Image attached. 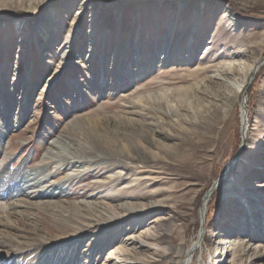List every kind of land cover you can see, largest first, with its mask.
Masks as SVG:
<instances>
[{
  "label": "rangeland",
  "instance_id": "obj_1",
  "mask_svg": "<svg viewBox=\"0 0 264 264\" xmlns=\"http://www.w3.org/2000/svg\"><path fill=\"white\" fill-rule=\"evenodd\" d=\"M0 7V86L4 85L0 95L10 88L13 98L6 103L0 99V104L5 106V112L20 114L21 119L2 139L7 142L12 137L20 146L13 154V162L30 155L28 167H35L41 157L42 141L49 136L48 132L62 129L76 115H119L133 109V105L122 102L126 94L138 92L159 97V93L171 87L192 84L190 75L202 67L208 69L206 74L223 81L226 77L219 76L212 66H222L234 58L247 70L251 61L263 55L258 71L248 79L246 95L230 97L224 108L219 104L208 115H196L197 120L190 118L195 114L188 109L187 119L193 124L172 129L175 136L159 150L162 159H153L146 153V159L137 156L138 159L127 163L133 167L147 164L151 171L160 169L164 172L163 180H143L140 185L133 183L125 188L129 180L109 182L108 175L118 170L110 168L98 175L91 174L90 178L82 177L83 173L71 180L62 197L73 202L97 199L115 207L126 202L125 194H169L163 211L155 208L141 222L125 223L127 229L118 238L107 240L102 248H94L95 243L84 238L82 246L74 251L77 264H86L88 260L91 264H114L109 250L122 243L126 232L142 231L155 220L161 245L169 243L165 227L171 222L172 243L190 246L204 223L199 209L210 192L206 241L211 238L216 250L210 253L207 243L203 244L190 264L213 259L216 264H229L230 257L219 243L222 232L251 225L252 219L243 216L250 203L252 208L258 204L264 207V202L260 203L264 192L249 188L264 184V0H0ZM142 61L146 62L143 70ZM204 74L200 73L199 79ZM241 75V71L233 72L227 76V82L237 86ZM184 98L183 94H174L172 101ZM243 104L248 110L245 128L242 120L247 113L240 110ZM153 108L157 109L156 105ZM169 114L171 119L176 118L174 113ZM139 118L134 116L130 120L133 124L121 120L117 127H124L127 135L142 132L151 139L147 127H141L137 121ZM164 133L170 134L166 129ZM21 139L29 140L26 146ZM126 171L122 169L123 173ZM68 172L67 169L55 180ZM135 173L132 168L128 177H137L132 175ZM228 177L234 188L245 193L244 198L235 193L224 195L223 188L230 184ZM94 180L105 182L106 188L113 185L111 202L103 199L106 188L92 186ZM116 194L120 196L115 197ZM158 198L165 195L161 193L155 199ZM31 210L30 215L43 216L49 226L48 216L41 215L37 208ZM254 223L251 226L255 232L263 231L256 220ZM74 226L75 229L79 225ZM233 240L231 237L227 246ZM88 245L94 248L92 258L81 252ZM151 251L159 260L154 264H164L155 247L150 255ZM145 252L148 251L140 254L138 260L148 259L142 257ZM55 258L56 251L42 262L53 264Z\"/></svg>",
  "mask_w": 264,
  "mask_h": 264
},
{
  "label": "bare ground",
  "instance_id": "obj_2",
  "mask_svg": "<svg viewBox=\"0 0 264 264\" xmlns=\"http://www.w3.org/2000/svg\"><path fill=\"white\" fill-rule=\"evenodd\" d=\"M235 53L233 52L232 55L236 56ZM262 57L263 55L251 61V66L247 70V67L241 68V65L234 58L222 66H212L215 67L214 71L219 76L226 77L223 81L220 78L218 79L217 76L211 77L206 74L208 69L202 67L195 70L196 72L193 75H190L192 84L184 88L171 87L159 93V97L153 96V94L148 96L138 95V92L126 94L123 96L122 102L125 105H133V109L119 115L112 116L102 113L103 115L95 117L71 116L73 117L72 120L68 121L64 127L62 126V129H52L48 132L49 136L42 141V155L36 162L35 167L27 166L30 155L13 162L15 159L13 154L20 146L15 144L17 141L14 142L12 137H9L10 139L7 142L3 141L2 138L5 133H9L11 126L21 123L20 114H9V110L5 112V106L0 104V264H45L42 260L48 258L55 251L56 258L53 264H77L78 260L74 255V251L82 246L84 238H86V241L88 239L90 244L95 243L94 248H102L107 240L118 238L121 231L127 229L123 226L125 223L130 225L133 222H141L142 217L155 208L163 211V208L167 206L166 203H168L166 195H169L164 191H149L147 194L133 193L127 196L125 194L123 200L125 199L126 202H118L119 204L115 207L106 206L105 203H100L97 199H95L96 201L84 199L73 202L69 199H62V197L67 194L65 188L71 180L79 178L83 173L82 177L89 176L90 178L91 174L98 175L103 170L106 172L110 168L118 167V170L108 175L109 182L129 180L130 183L125 188L127 186L129 188L133 183L140 185L143 180H163L164 172L160 169L159 171H151L150 168L147 169L149 167L147 164L133 167L127 163H131L138 157L143 160L146 159L148 157V155H145L146 153L153 159H162L159 150L168 145L166 140H170L175 136L172 129L174 130L177 127L179 129L188 128V125L193 124L191 120L187 119V117H190L186 112L188 109L195 114L193 116L191 114L192 117L190 118L197 120L196 115L198 117L203 116L204 113L208 115L209 111L214 110L219 104L223 105L224 108V105L230 101V97L246 95L248 79L258 71ZM145 61H142V68L139 65L141 70L146 65ZM238 71H241L242 74V79L238 85L235 86L230 81L227 82V76ZM203 72L205 74L199 79V74ZM2 87L4 85L1 84L0 88ZM232 89H235V91H232ZM8 91L2 90L0 99L3 103L6 100L8 102L13 100L11 97L12 90L9 88ZM174 94H177L178 97L183 94L185 98L179 101L176 100L173 103L172 97ZM155 105L157 109L153 108ZM123 110L125 109L123 108ZM240 110L243 114L247 113L242 120L245 128L248 124L246 121L248 117L246 105H240ZM169 113H174L176 118L171 119ZM134 116L140 117L137 121L141 127H147L151 133V139L141 135L142 132L133 136L127 135L124 127H117L121 120L133 124L130 120H134ZM224 116L222 117L224 118ZM165 129L170 134H165ZM221 132L217 135L216 140L219 139ZM245 136L247 138V133H245ZM245 136L243 134V138ZM145 139L149 140L148 145L145 144ZM27 141L29 140H20L25 144L24 146H26ZM236 152V155L240 154V150ZM123 168L127 169L124 173L122 172ZM132 168L136 169V173L132 175L134 177L137 175V177L131 179L128 175ZM67 169L69 170L68 173L55 180L57 176L64 174ZM88 169H92L89 171V175H87ZM104 183L94 180L92 186L106 188ZM228 183L230 184L223 188L224 195L235 193V196L244 198L245 193L242 190L240 191V188H234L230 178ZM214 187L215 185L213 189ZM249 188L264 192V184ZM112 190L113 185L106 188L104 201H112L114 198ZM161 193L165 195V198L156 200L155 198ZM85 196L91 198L90 195L86 194ZM118 196L120 194L115 195V197ZM210 197L211 193L208 192L203 199L199 216L204 220V223H202V228H200L190 246L185 248L181 244L174 245L172 243L170 233L173 227L171 222L165 227V237L169 243L161 245L157 241L159 234L155 229V225H157L155 220L153 225H148L142 231L126 232L127 234L124 236L122 243H118L109 250V254L115 258L114 264L117 261L126 264H146L145 262L154 264L159 260L155 258L154 251H151V255L149 254L153 247H155V251H158V257L164 264H190L194 253L205 243H207L206 247H208L210 253L215 251L216 243L214 244L211 238L206 241L207 228L205 227V221ZM38 200L41 202L37 203ZM139 201H145V203H139ZM263 202L264 200H261L260 203ZM36 208L41 212H39L41 215L44 213L46 217L48 216L49 226L46 225L43 216L30 215L29 211ZM253 208L255 209L253 210ZM253 208L250 203L248 211L244 210L245 215L243 216L252 219L251 225H255L254 220H256L263 231L255 232L256 229L249 225L250 227L247 228L244 226L222 232L219 243L222 244L226 256L230 257L229 264H264V207L258 204ZM70 223L79 226L74 229V225L67 226ZM231 237H233L234 242L227 246ZM85 248L81 252L87 256L89 255V257L91 255L92 258L94 248H91L90 245ZM144 251L148 252H145L146 254L144 253L145 255L142 257H148V259L138 260L137 257ZM63 253L67 256L63 257ZM109 254L105 257L106 261L110 257ZM85 263L91 264L89 260ZM201 264H216V262H214V259L211 262L204 260Z\"/></svg>",
  "mask_w": 264,
  "mask_h": 264
}]
</instances>
